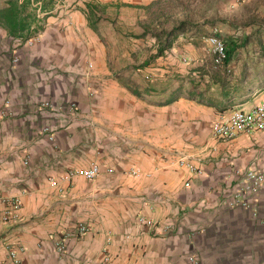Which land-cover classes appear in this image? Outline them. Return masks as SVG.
Returning <instances> with one entry per match:
<instances>
[{
	"label": "crops",
	"instance_id": "obj_1",
	"mask_svg": "<svg viewBox=\"0 0 264 264\" xmlns=\"http://www.w3.org/2000/svg\"><path fill=\"white\" fill-rule=\"evenodd\" d=\"M154 1L29 0L30 43L0 26V196L21 201L17 221H0V264H15L8 247L22 248L20 264H264V185L247 207L230 204L241 172L264 168V131H210L218 114L264 101V68L242 74L236 51L216 65L194 37L161 54L153 37L134 60L125 39L147 36L139 11ZM93 162L95 179L66 181Z\"/></svg>",
	"mask_w": 264,
	"mask_h": 264
},
{
	"label": "rangeland",
	"instance_id": "obj_2",
	"mask_svg": "<svg viewBox=\"0 0 264 264\" xmlns=\"http://www.w3.org/2000/svg\"><path fill=\"white\" fill-rule=\"evenodd\" d=\"M107 1L85 0L97 5ZM139 13L142 15L140 23L143 21V26L140 25L144 29L148 27L147 36L143 40L137 38L138 45L137 40L125 39L136 52L134 60H141L144 52L160 45L154 32L170 30L183 22L186 30L175 40L194 37L203 41L205 50L209 52L205 39L210 35L217 34L223 41L246 39V44L235 52V62L241 73L247 75L264 68V0H160L149 10ZM227 71L229 76H233L232 68Z\"/></svg>",
	"mask_w": 264,
	"mask_h": 264
},
{
	"label": "built area",
	"instance_id": "obj_3",
	"mask_svg": "<svg viewBox=\"0 0 264 264\" xmlns=\"http://www.w3.org/2000/svg\"><path fill=\"white\" fill-rule=\"evenodd\" d=\"M31 39V38H30ZM28 39V42L32 40ZM206 44L209 52L213 56V61L216 65H221L225 59V45L224 41L213 34L208 36L206 39ZM18 57H13V62H17ZM88 69H90L93 64L88 62ZM89 72L86 71L85 75ZM4 106H8V100L4 101ZM43 107H48L50 109H55V105L51 104L49 101H45L42 104ZM69 114L74 116L77 112V106L72 103L68 106ZM9 114V112H2V114ZM44 131H47V127H44ZM210 131L214 138L230 140L240 134H252L255 132L264 131V101L253 106L249 110H244L241 108H230L227 111L220 113L210 122ZM51 138V136H50ZM184 157L178 160L179 164H185V166L194 173V168L191 166ZM106 171L112 173L114 169L112 167H107ZM198 172V169L195 173ZM241 172V171H238ZM100 173L99 165L96 162L91 163L87 168L83 170H71L67 172L65 179L70 181L76 175H82L85 179L93 180ZM125 174L137 175L139 174V169H134L131 167L124 171ZM243 175L242 186L234 192L230 204L240 205L242 207H247L249 205L250 198L255 196L260 188L264 185V168L257 169L254 167L247 168L241 172ZM52 186H57V179L52 178L50 181ZM21 208V201L18 198H8L0 196V221L4 223L15 222L19 218V210ZM137 221L146 227H155V222L152 219L143 217L142 215L137 217ZM169 227L167 225L163 226L161 231L165 232ZM89 229V226L84 223H78L76 226V232L79 235L85 234ZM67 235H63L59 239L55 240L54 245L56 251L62 254L66 251V238ZM8 255L12 258L15 264H20V258L18 253L22 251V248H7ZM109 257L105 256L104 261H107Z\"/></svg>",
	"mask_w": 264,
	"mask_h": 264
},
{
	"label": "trees",
	"instance_id": "obj_4",
	"mask_svg": "<svg viewBox=\"0 0 264 264\" xmlns=\"http://www.w3.org/2000/svg\"><path fill=\"white\" fill-rule=\"evenodd\" d=\"M160 0L154 1L151 4H155ZM149 4V5H151ZM148 5V6H149ZM29 0H23L20 4L17 0H9L7 6L0 7V26L6 29L7 33L11 36L21 37L24 40H28L36 35L39 30V27H32V23L35 22L34 11H28ZM89 13L93 12L91 5H88ZM186 28L184 23L181 25L173 27L170 30H160L154 32V36L159 40L161 46L158 48L157 54H161L165 49H168L173 39L180 33H184ZM217 35V34H215ZM219 37V35H217ZM247 40H237L230 39L224 41L225 45V59L224 64L228 63L232 59L233 53L239 47H242L246 44ZM264 53V52H263Z\"/></svg>",
	"mask_w": 264,
	"mask_h": 264
}]
</instances>
